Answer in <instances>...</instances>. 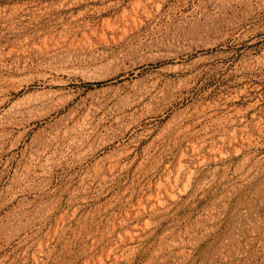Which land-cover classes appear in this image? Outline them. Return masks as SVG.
Segmentation results:
<instances>
[{"label": "rangeland", "instance_id": "1", "mask_svg": "<svg viewBox=\"0 0 264 264\" xmlns=\"http://www.w3.org/2000/svg\"><path fill=\"white\" fill-rule=\"evenodd\" d=\"M187 52L199 77L143 102L1 115ZM2 97L0 264H264V0H0Z\"/></svg>", "mask_w": 264, "mask_h": 264}, {"label": "bare ground", "instance_id": "2", "mask_svg": "<svg viewBox=\"0 0 264 264\" xmlns=\"http://www.w3.org/2000/svg\"><path fill=\"white\" fill-rule=\"evenodd\" d=\"M191 56L192 52L185 53L183 57L158 56L144 60L138 64V67L131 66L121 71L104 74L90 75L85 72L76 73L72 70H59L56 73H62L66 77L46 78L45 76L38 83L34 93L14 102L1 115L11 118L9 123L14 124L22 109L36 110L38 113L44 114L51 107V110L47 111L45 115L60 113L77 100L86 97H94L115 104L132 101L140 103L152 97L154 90L159 89L163 83L170 82L172 79H197L201 69L205 68L204 64L208 57L199 54L195 59L186 62V59ZM168 61L170 64L166 66L158 65V63ZM98 82L99 84H96ZM7 101V98L2 97L0 106Z\"/></svg>", "mask_w": 264, "mask_h": 264}]
</instances>
